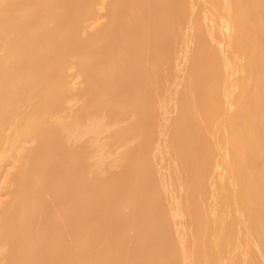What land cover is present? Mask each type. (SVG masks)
I'll return each instance as SVG.
<instances>
[{
    "label": "bare ground",
    "instance_id": "1",
    "mask_svg": "<svg viewBox=\"0 0 264 264\" xmlns=\"http://www.w3.org/2000/svg\"><path fill=\"white\" fill-rule=\"evenodd\" d=\"M258 3L0 0V264H264Z\"/></svg>",
    "mask_w": 264,
    "mask_h": 264
},
{
    "label": "rangeland",
    "instance_id": "2",
    "mask_svg": "<svg viewBox=\"0 0 264 264\" xmlns=\"http://www.w3.org/2000/svg\"><path fill=\"white\" fill-rule=\"evenodd\" d=\"M258 1H259L258 3L259 5L257 4L256 6H260L261 10L255 7L254 8L260 15L259 18L261 17V20H264V4H263L264 0H258ZM105 21H106L105 10L99 7L96 21L94 22L90 21L88 24L91 26L90 28L92 29V28H95L96 26L102 25ZM124 37L125 39L123 40V42H126L127 37L126 36ZM68 74L70 76L69 79L72 81L71 88L73 89V93H74V96L71 102L68 104V107H70V109H74L81 102V99L77 95V93H78V90L81 89L83 86V80L80 76L77 75L74 69H71L68 72ZM66 113L67 111H65L63 114H66ZM173 115L174 114L172 113V116ZM122 124L123 123L114 124L112 125V127L108 128L107 131L103 132L100 135L102 153H104L103 154L104 159L102 158L99 162L101 164V165L99 164L100 165L99 166L100 176L102 177H105L108 173L117 172L121 169L119 165V160H120V157L123 151L125 150V147L120 146L118 143L113 142L110 135L112 131H114L118 126ZM154 159H155L154 160L155 162H158L157 158H154ZM17 167H18L17 161H14V160L7 161L0 174V187H2L3 189L0 192V209L10 199V191H12L14 188V182L12 178H13L14 173L17 170Z\"/></svg>",
    "mask_w": 264,
    "mask_h": 264
}]
</instances>
